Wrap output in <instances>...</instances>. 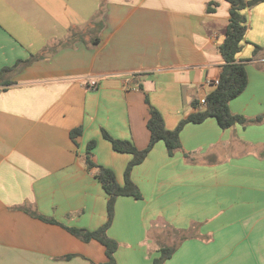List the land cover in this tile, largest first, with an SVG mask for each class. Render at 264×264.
<instances>
[{
  "label": "crops",
  "instance_id": "1",
  "mask_svg": "<svg viewBox=\"0 0 264 264\" xmlns=\"http://www.w3.org/2000/svg\"><path fill=\"white\" fill-rule=\"evenodd\" d=\"M229 7L226 0H0V70L29 60L0 85V264L107 261L101 243L66 228L95 230L107 218V195L84 161L87 143L95 140L93 160L122 184L131 155L114 151L102 129L143 149L149 104L169 130L195 112L192 102L219 79ZM244 14L236 60L247 85L229 109L253 118L264 114V3ZM180 143L169 156L158 141L131 170L142 198L115 201L107 230L118 243L115 264H153L157 249L173 244L163 264H264V121L226 129L215 118L187 123ZM174 234L182 236L176 243Z\"/></svg>",
  "mask_w": 264,
  "mask_h": 264
},
{
  "label": "trees",
  "instance_id": "2",
  "mask_svg": "<svg viewBox=\"0 0 264 264\" xmlns=\"http://www.w3.org/2000/svg\"><path fill=\"white\" fill-rule=\"evenodd\" d=\"M229 7V18L226 25L224 38L217 46V51L223 60L221 66L218 84L213 90L206 95V105L199 107L198 101H193L192 105L196 109L195 112L189 114L187 117L181 119L176 127L169 130L165 127L162 114L152 105L149 104V116L146 121V127L149 131L150 138L147 146L143 149H138L131 141L121 140L111 137L107 131L102 129V136L109 141L112 149L119 153H127L131 155L123 172V183L119 184L116 180L115 173L112 169L102 166L95 162L92 158V151L95 147V140L87 143L84 154V161L89 169L94 170V177L100 182L102 189L107 195V218L106 221L95 230H87L76 227H66L67 230L82 241L88 242L96 240L105 247V254L107 261L97 264H115L114 254L118 248V243L108 236L107 230L110 227L114 216V205L118 197H132L134 199H141L142 194L137 185L131 180L130 174L134 166L140 164L153 148L155 143L162 141L165 144L167 153L172 156L175 151L181 148L180 132L183 126L187 123L200 124L207 118H215L219 127L226 129L232 125L239 124L246 126L248 124H256L264 121V114L253 118H246L242 115L233 114L229 109V102L239 96L247 85V73L245 65L236 60L237 54L240 52L245 33L247 30V18L244 14L245 9L264 3V0H226ZM217 4L209 2L207 4V12H213ZM102 13V3L99 9V14ZM101 22V21H100ZM99 25L101 26V23ZM99 26V27H100ZM79 35L78 30H72L71 38L74 39ZM96 41L95 39H93ZM61 44V43H60ZM55 48H51L54 50ZM260 49L259 46L254 45V54ZM29 60H19L15 65L4 67L0 70V85H7L10 81L6 78V74L11 72L19 63H27ZM82 132L81 127L71 130V138H75ZM23 210L33 216H38L45 221L55 222V220L39 216L36 212L23 208ZM176 249V245L161 246L156 251V256L153 258V264H163L165 260L169 259ZM95 264V263H93Z\"/></svg>",
  "mask_w": 264,
  "mask_h": 264
},
{
  "label": "built area",
  "instance_id": "3",
  "mask_svg": "<svg viewBox=\"0 0 264 264\" xmlns=\"http://www.w3.org/2000/svg\"><path fill=\"white\" fill-rule=\"evenodd\" d=\"M219 79L210 81L212 82L215 86L218 84ZM88 86L90 87H95L97 85V81L95 79H90L87 82ZM199 107H204L206 105V97H202L200 100H198Z\"/></svg>",
  "mask_w": 264,
  "mask_h": 264
},
{
  "label": "rangeland",
  "instance_id": "4",
  "mask_svg": "<svg viewBox=\"0 0 264 264\" xmlns=\"http://www.w3.org/2000/svg\"><path fill=\"white\" fill-rule=\"evenodd\" d=\"M181 237H182L181 235H180V236H179V235L176 236V235L174 234V235L171 237V239L173 240V243H176V241H178L179 239H181ZM173 245H174V244H173Z\"/></svg>",
  "mask_w": 264,
  "mask_h": 264
}]
</instances>
